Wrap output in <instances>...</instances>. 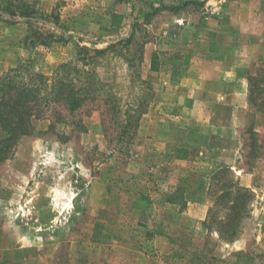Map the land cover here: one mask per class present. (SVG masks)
Listing matches in <instances>:
<instances>
[{"label": "rangeland", "instance_id": "1", "mask_svg": "<svg viewBox=\"0 0 264 264\" xmlns=\"http://www.w3.org/2000/svg\"><path fill=\"white\" fill-rule=\"evenodd\" d=\"M0 12V264H264V0Z\"/></svg>", "mask_w": 264, "mask_h": 264}, {"label": "trees", "instance_id": "2", "mask_svg": "<svg viewBox=\"0 0 264 264\" xmlns=\"http://www.w3.org/2000/svg\"><path fill=\"white\" fill-rule=\"evenodd\" d=\"M5 16V14H3V12H0V20L1 18H3ZM124 20V15L123 14H112L111 17V26L116 27V28H120L122 25V22ZM100 53V52H97ZM71 64H73L72 62H70V64L65 63V64H61L57 70L55 71V78L60 75V72L62 70V68L64 66L70 67ZM157 61H153V65H156ZM87 63H85L83 66L86 67ZM77 71H79V69L77 68ZM85 71V70H84ZM87 76H90V70L85 71ZM39 77H43L41 74H39ZM89 78V77H88ZM46 80H48L49 78L46 77ZM75 81V77H71L69 79L63 78V80H56L55 83H51L49 85L46 86L47 92L46 94H44L42 96L43 99H46L47 101H50L51 99H54L55 96H59L61 93V90L63 88V86H67V93L65 96V101L67 103V105L69 106L71 111H75L77 110L88 98V92L91 88V83L90 81L88 82H82L81 84H77L74 82ZM13 88H15V93H11L10 96H14L17 95L18 97H32L33 99H36L38 97V92H39V88L38 87H31V88H26L25 86L19 87V84H14V86H12ZM82 92L84 94H82ZM2 105L0 104V122L1 124H3V128L11 135L16 134L15 129L13 128V121L11 119V115L14 113V108L13 106H10V114H8V116L6 118H4L3 115L6 114V112H2ZM5 109V108H4ZM20 107L16 106V111H19ZM23 111V110H22ZM27 114V110L23 111V114ZM32 113H30L31 115ZM33 115V114H32ZM244 194H248L250 195V192H248L247 189L243 190Z\"/></svg>", "mask_w": 264, "mask_h": 264}, {"label": "crops", "instance_id": "3", "mask_svg": "<svg viewBox=\"0 0 264 264\" xmlns=\"http://www.w3.org/2000/svg\"><path fill=\"white\" fill-rule=\"evenodd\" d=\"M239 90H240V89H239ZM219 95H220V94H219ZM229 103H230V102H229ZM232 103H237V102H232ZM232 103H231V104H232ZM191 105H192V104H190V106H191Z\"/></svg>", "mask_w": 264, "mask_h": 264}]
</instances>
